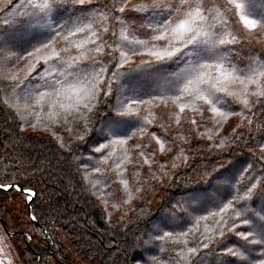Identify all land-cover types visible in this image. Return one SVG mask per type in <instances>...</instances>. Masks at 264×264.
<instances>
[{
  "label": "snow or ice",
  "instance_id": "6c2138e0",
  "mask_svg": "<svg viewBox=\"0 0 264 264\" xmlns=\"http://www.w3.org/2000/svg\"><path fill=\"white\" fill-rule=\"evenodd\" d=\"M88 3L90 0H24L19 5L23 10L21 21L30 25L31 32L16 35L0 30V103L18 110V90L36 74L38 82L22 90L25 110L31 109L30 114L37 119L45 113L56 124L77 123L79 131L74 135L80 141L95 131V122L102 118L99 131L107 143L93 151L104 155L111 145H126L132 139L126 129L140 123L145 110L142 106L150 102H171L180 113L190 109L201 116L203 106H207L219 125L228 115H241L223 111L225 107L238 104L250 110L255 102L251 97L264 98V57L253 56L241 67L234 59L235 46L242 43L241 39L234 31L226 30L229 21L224 19L231 12L245 29H264V0H223L210 5L208 0H150L133 6L134 11L152 13L139 28L115 15L127 11L126 6L117 3L104 12L94 8L96 15L62 18L63 12L87 11L83 6ZM113 20L120 29L118 33L108 26ZM109 32L112 35L106 39ZM136 56L147 59L136 63ZM41 62L43 67L37 70L36 65ZM173 65L175 69L170 70ZM146 85L151 86L150 91H145ZM144 95L151 100L142 99ZM176 122H180L178 115ZM192 123L197 121L193 119ZM138 130L143 134L145 128L140 126ZM60 148L72 152L68 144L61 143ZM148 162L146 158L145 163ZM225 163L221 168L227 171ZM95 170L99 172L100 168ZM233 179L215 168L205 170L200 181L206 187L190 191L186 199L170 207L166 223L154 227L151 237L146 233L141 247L150 251V245L165 238L181 245L183 238L182 248H187V259L192 262L199 249L188 246L187 237L195 233L191 229L178 233L175 230L182 223H190L188 218L194 214L207 211L210 204L217 211L196 217V231L201 220L207 223L211 217L220 237L226 232L234 233L243 241L237 247L218 244L226 248L224 255L232 258L228 264H256L257 258L251 256L249 246L264 247V177L253 176L236 184ZM10 189L25 201V214L29 203L36 205L37 189L29 177L20 179L13 175L9 179L5 173L0 190L8 193ZM28 219L34 222L38 217L31 215ZM163 228L171 230L160 235ZM205 232L208 242H202V247L207 249L216 237L207 228ZM259 264H264V259Z\"/></svg>",
  "mask_w": 264,
  "mask_h": 264
},
{
  "label": "trees",
  "instance_id": "16d2710c",
  "mask_svg": "<svg viewBox=\"0 0 264 264\" xmlns=\"http://www.w3.org/2000/svg\"><path fill=\"white\" fill-rule=\"evenodd\" d=\"M23 2L0 0V30L16 35L31 32L30 25L20 18L23 10L19 5ZM142 2L150 3V0H90L83 6L87 11L63 12L62 18L96 15L117 3L126 6L127 11L115 15L121 16L127 25L139 28L143 19L152 15L137 11L133 14V6ZM213 2L223 3V0H208L209 5ZM224 19L229 21L226 30L234 31L241 39L242 43L235 46L234 57L241 67L253 56L264 57V48L246 37L244 26L235 15L229 12ZM217 23L220 24L219 18ZM108 26L117 33L120 31L114 20ZM256 30L261 36L264 34V29ZM111 35L109 32L105 38ZM141 59L147 57H133L136 63ZM23 64L21 61L19 67ZM42 67V62L36 65L37 70ZM175 67L173 65L170 70ZM37 82L38 75L34 74L18 90V110L0 103V180L5 179V173L9 179L13 175L20 179L27 176L37 189L36 205L29 203L27 214L25 201L14 189L8 193L0 190V225L7 233L13 231L11 237L17 243L15 249L20 264H221L222 260L228 264L232 258L225 256L226 248L218 244L237 247L243 241L234 233L226 232L220 237L211 217L207 223L199 222L198 232L193 227L196 217L217 211L210 204L207 211L194 214L188 218L190 223H182L175 230L178 233L191 229L195 233L187 237L188 246L199 249L192 262L187 259V248H182L183 238L181 245L167 238L157 240L149 246L150 251H145L141 243L146 233L151 237L154 227L166 223L170 207L186 199L190 191L206 187L200 181L205 170L215 168L224 176L234 177L233 184L253 176L264 177V98L251 97L255 102L250 110L238 104L225 107L223 111L240 112L241 115H228L219 125L207 106H203L201 116L190 109L180 113L171 102H150L142 106L145 110L140 123L126 129L132 139L127 140L126 145H111L101 155L93 149L107 143L99 132L102 118L95 122V131L80 141L74 135L79 131L77 123L56 124L45 113L37 119L30 114L31 109L25 110L22 90ZM150 90L151 86L146 85L145 91ZM142 99L151 100L148 95ZM193 119L196 124L192 123ZM140 126L145 128L143 134L138 130ZM61 143L70 145L72 152L61 149ZM109 153L107 163H103ZM146 158L148 163H145ZM121 161V167L117 168ZM225 161V168L230 170L221 168ZM96 167L100 168L99 172ZM138 188L140 191H136ZM16 200L23 203L19 207L23 215L13 220L8 204ZM259 202L258 199L257 204ZM31 215H36L38 220L30 221ZM206 228L216 237L207 249L202 247V242H208L204 239ZM170 230L163 228L160 235ZM249 247L251 256L257 258L256 264H259V260L264 259V247Z\"/></svg>",
  "mask_w": 264,
  "mask_h": 264
},
{
  "label": "rangeland",
  "instance_id": "374dc122",
  "mask_svg": "<svg viewBox=\"0 0 264 264\" xmlns=\"http://www.w3.org/2000/svg\"><path fill=\"white\" fill-rule=\"evenodd\" d=\"M135 13L136 11L133 14ZM245 31H246V37L252 43L264 48V34H262L261 36L259 31H257L256 29L255 30L245 29ZM227 170H230V169L228 168ZM20 206H23V203L20 200H16V202L11 201V203L8 204V209L10 210V212H12V215L14 218L13 220H18L23 215L22 212L19 211ZM12 233L13 231H11L10 233L5 232L2 226L0 225V264H20L18 261L20 257L18 256L16 249H15L17 246V243L14 242L15 240H12V237H11Z\"/></svg>",
  "mask_w": 264,
  "mask_h": 264
},
{
  "label": "water",
  "instance_id": "95a60500",
  "mask_svg": "<svg viewBox=\"0 0 264 264\" xmlns=\"http://www.w3.org/2000/svg\"><path fill=\"white\" fill-rule=\"evenodd\" d=\"M28 212H29V209H28ZM30 213V212H29Z\"/></svg>",
  "mask_w": 264,
  "mask_h": 264
}]
</instances>
